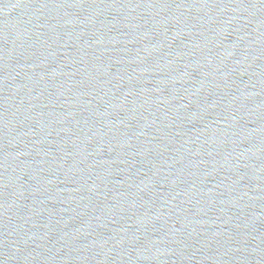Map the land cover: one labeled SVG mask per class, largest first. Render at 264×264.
<instances>
[{
  "label": "water",
  "instance_id": "obj_1",
  "mask_svg": "<svg viewBox=\"0 0 264 264\" xmlns=\"http://www.w3.org/2000/svg\"><path fill=\"white\" fill-rule=\"evenodd\" d=\"M0 264H264V0H0Z\"/></svg>",
  "mask_w": 264,
  "mask_h": 264
}]
</instances>
